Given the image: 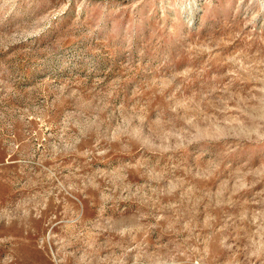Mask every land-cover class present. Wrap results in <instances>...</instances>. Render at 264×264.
<instances>
[{
  "label": "rangeland",
  "instance_id": "obj_1",
  "mask_svg": "<svg viewBox=\"0 0 264 264\" xmlns=\"http://www.w3.org/2000/svg\"><path fill=\"white\" fill-rule=\"evenodd\" d=\"M0 264H264V0H0Z\"/></svg>",
  "mask_w": 264,
  "mask_h": 264
}]
</instances>
